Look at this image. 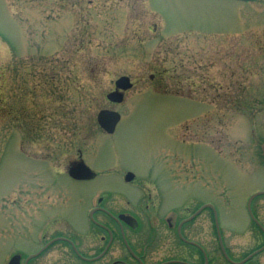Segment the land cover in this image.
Listing matches in <instances>:
<instances>
[{
  "label": "rangeland",
  "instance_id": "374dc122",
  "mask_svg": "<svg viewBox=\"0 0 264 264\" xmlns=\"http://www.w3.org/2000/svg\"><path fill=\"white\" fill-rule=\"evenodd\" d=\"M123 76L134 87L110 104ZM105 109L121 114L114 135L98 126ZM79 151L97 174L208 176L230 245L253 250L240 230L264 190V0H0V264L14 248L33 251L35 218L89 231L86 214L114 175L58 178L31 201L34 174H67ZM36 263L72 260L51 252Z\"/></svg>",
  "mask_w": 264,
  "mask_h": 264
},
{
  "label": "flooded vegetation",
  "instance_id": "af4514ba",
  "mask_svg": "<svg viewBox=\"0 0 264 264\" xmlns=\"http://www.w3.org/2000/svg\"><path fill=\"white\" fill-rule=\"evenodd\" d=\"M188 87L192 90L193 86ZM177 89L181 92L177 98L181 99L185 95L182 85ZM29 95L32 100V93ZM160 95L171 96L163 91ZM19 105L18 113L26 114L27 107L23 102ZM79 153L81 160L82 152ZM133 172L96 174L87 181L72 180L69 174H40L45 187L34 174L32 205L38 192L47 196L58 178L90 183L98 177L114 175L118 186L96 192L94 205L86 214V221L90 222L88 232L73 229L70 218L56 217L54 213L40 220V224L35 218L30 228V234L35 228L33 238L30 236L31 247L35 246L33 251L25 255V251L14 248L3 254L2 264H9L15 256L20 257L17 264H37L39 258L51 252L60 259L72 260V264H264V190L257 191L262 195L252 200L250 209L248 198L244 208L246 218L240 230L246 238L251 234L250 241L256 246L249 252L245 249L236 252L229 243L227 232H230L223 227V213L213 203V187L208 176L167 171L168 174H144L145 180L141 181V174ZM128 173H133L129 180ZM39 253L26 262L28 257Z\"/></svg>",
  "mask_w": 264,
  "mask_h": 264
},
{
  "label": "water",
  "instance_id": "95a60500",
  "mask_svg": "<svg viewBox=\"0 0 264 264\" xmlns=\"http://www.w3.org/2000/svg\"><path fill=\"white\" fill-rule=\"evenodd\" d=\"M237 1L245 2V3H253V2H257L258 0H237ZM115 85H116L117 91L108 94L107 99L110 102L119 104V103H122L124 96L122 93H119L118 90L127 91L132 87V85L130 83L129 78L127 77L119 78L116 81ZM120 119H121V116L118 113L108 111V110L100 111L97 116V122L99 126L108 134H113L115 132L116 126L118 125ZM68 174L71 178L78 180V181L92 180L96 177V174L83 161H80L72 165L68 170ZM131 177L132 175L129 174L127 177V180L131 179ZM258 195H261V194L255 195L254 198ZM19 258L20 257L18 256L14 257L12 261L10 262V264H17Z\"/></svg>",
  "mask_w": 264,
  "mask_h": 264
}]
</instances>
